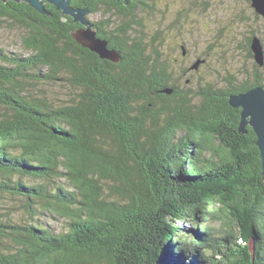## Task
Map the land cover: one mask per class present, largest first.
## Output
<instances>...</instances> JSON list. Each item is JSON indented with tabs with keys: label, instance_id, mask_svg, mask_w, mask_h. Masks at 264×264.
<instances>
[{
	"label": "trees",
	"instance_id": "trees-1",
	"mask_svg": "<svg viewBox=\"0 0 264 264\" xmlns=\"http://www.w3.org/2000/svg\"><path fill=\"white\" fill-rule=\"evenodd\" d=\"M70 5L89 10L120 63L79 45L82 25L53 5L42 14L0 0V24L24 32L28 53L0 50V199H23L33 221L0 213V245L10 247L0 264H264L261 153L229 101L264 87L260 71L181 90L135 34L149 0ZM39 81L79 92L66 105L26 95L22 85ZM38 215L64 219V230ZM221 222L225 237L213 227Z\"/></svg>",
	"mask_w": 264,
	"mask_h": 264
},
{
	"label": "rangeland",
	"instance_id": "rangeland-1",
	"mask_svg": "<svg viewBox=\"0 0 264 264\" xmlns=\"http://www.w3.org/2000/svg\"><path fill=\"white\" fill-rule=\"evenodd\" d=\"M149 3L153 9L141 14L143 27L135 34L145 37L151 49L158 50L167 60L176 87L190 91L208 83L224 87L231 77L237 83L251 82L256 78L257 69L264 85V66L256 64L249 43L250 38L258 37L264 47V17L256 13L251 0H149ZM92 17L97 21L102 15ZM23 35L21 30L0 24V50L27 56L22 50ZM199 60L205 62L193 70ZM22 86L29 97L55 105L71 104L79 92L66 82H25ZM65 179L62 182L67 185ZM27 182L36 181L27 179ZM20 200L23 202L19 198L0 199V213L15 222L30 224L33 221L25 214ZM36 218L57 233L66 225L62 218L49 215ZM213 227L221 231V237L230 231L228 222L216 223ZM6 248L10 249L0 245L1 250L7 251Z\"/></svg>",
	"mask_w": 264,
	"mask_h": 264
},
{
	"label": "water",
	"instance_id": "water-1",
	"mask_svg": "<svg viewBox=\"0 0 264 264\" xmlns=\"http://www.w3.org/2000/svg\"><path fill=\"white\" fill-rule=\"evenodd\" d=\"M7 2L8 0H3ZM17 3L24 2L29 4L32 8L42 14H47L45 4L53 5L58 11L62 12L63 16H70L74 22L82 25V28L72 33L75 41L92 52L99 55L104 60L112 63L121 62L120 52L110 49L108 42L98 36V30L95 25L91 23L87 16L90 14L87 9H75L71 7L70 0H14ZM117 2H124L128 5L130 0H115ZM252 7L256 13L264 17V0H251ZM251 50L255 58V62L259 67L264 66V47L258 37L252 38ZM203 61L199 60L192 67L197 70ZM167 94L171 93L170 89L164 91ZM230 104L237 109H241V122L239 131L247 133V128L250 127L254 131L262 159V179L264 182V87H255L245 93L236 96H231Z\"/></svg>",
	"mask_w": 264,
	"mask_h": 264
}]
</instances>
